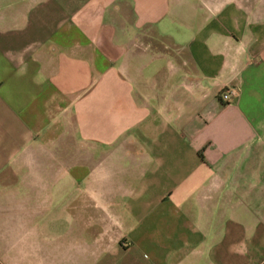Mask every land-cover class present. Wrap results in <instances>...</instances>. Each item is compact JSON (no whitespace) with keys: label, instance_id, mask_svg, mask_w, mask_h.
<instances>
[{"label":"crops","instance_id":"obj_1","mask_svg":"<svg viewBox=\"0 0 264 264\" xmlns=\"http://www.w3.org/2000/svg\"><path fill=\"white\" fill-rule=\"evenodd\" d=\"M0 264H264V0H0Z\"/></svg>","mask_w":264,"mask_h":264},{"label":"built area","instance_id":"obj_2","mask_svg":"<svg viewBox=\"0 0 264 264\" xmlns=\"http://www.w3.org/2000/svg\"><path fill=\"white\" fill-rule=\"evenodd\" d=\"M236 94V90H231L229 93H226L223 95V99L224 100H229L231 98L232 95Z\"/></svg>","mask_w":264,"mask_h":264}]
</instances>
